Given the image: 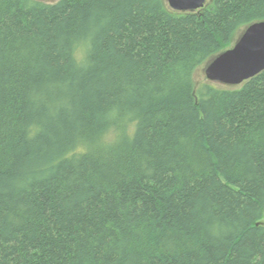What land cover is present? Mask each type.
I'll list each match as a JSON object with an SVG mask.
<instances>
[{
  "label": "trees",
  "instance_id": "obj_1",
  "mask_svg": "<svg viewBox=\"0 0 264 264\" xmlns=\"http://www.w3.org/2000/svg\"><path fill=\"white\" fill-rule=\"evenodd\" d=\"M261 20L264 0H0V264H264V71L195 80ZM113 107L138 122L105 147Z\"/></svg>",
  "mask_w": 264,
  "mask_h": 264
},
{
  "label": "water",
  "instance_id": "obj_2",
  "mask_svg": "<svg viewBox=\"0 0 264 264\" xmlns=\"http://www.w3.org/2000/svg\"><path fill=\"white\" fill-rule=\"evenodd\" d=\"M173 10L195 11L208 0H167ZM264 71V20L245 27L235 44L205 66L206 77L225 85H240Z\"/></svg>",
  "mask_w": 264,
  "mask_h": 264
},
{
  "label": "clouds",
  "instance_id": "obj_3",
  "mask_svg": "<svg viewBox=\"0 0 264 264\" xmlns=\"http://www.w3.org/2000/svg\"><path fill=\"white\" fill-rule=\"evenodd\" d=\"M73 59L79 66H87L93 55V42L90 37L79 39L73 48ZM106 119L111 121L100 136V143L105 147H112L120 143L127 136L131 139L136 132L137 120L132 113L120 116L119 107H113L106 114Z\"/></svg>",
  "mask_w": 264,
  "mask_h": 264
},
{
  "label": "rangeland",
  "instance_id": "obj_4",
  "mask_svg": "<svg viewBox=\"0 0 264 264\" xmlns=\"http://www.w3.org/2000/svg\"><path fill=\"white\" fill-rule=\"evenodd\" d=\"M43 1H45V2H47V3H54V2H56V1H58V0H43ZM199 10V9H198ZM244 30V29H243ZM243 30L242 31H240V33H238L237 35H236V38L238 39L239 38V36L241 35V33L243 32ZM236 38H235V41H236ZM234 41V42H235ZM234 42L232 43V44H230L229 46H228V48H231L233 45H234ZM227 48V49H228ZM205 66H206V64H204L203 66H200L198 69H197V71L195 72V80H196V82H197V85H199V84H201L202 82H207V81H209L208 79H207V77H206V74H205ZM263 220H264V218H263Z\"/></svg>",
  "mask_w": 264,
  "mask_h": 264
},
{
  "label": "bare ground",
  "instance_id": "obj_5",
  "mask_svg": "<svg viewBox=\"0 0 264 264\" xmlns=\"http://www.w3.org/2000/svg\"><path fill=\"white\" fill-rule=\"evenodd\" d=\"M209 1H210V0H208V2H209ZM208 2H207V3H208ZM207 3H206V4H207ZM234 44H235V43H234Z\"/></svg>",
  "mask_w": 264,
  "mask_h": 264
}]
</instances>
